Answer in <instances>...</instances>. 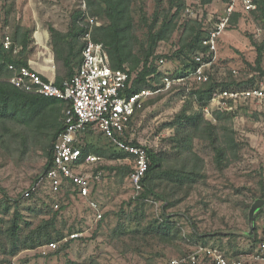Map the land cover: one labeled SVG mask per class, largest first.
<instances>
[{
	"label": "rangeland",
	"instance_id": "1",
	"mask_svg": "<svg viewBox=\"0 0 264 264\" xmlns=\"http://www.w3.org/2000/svg\"><path fill=\"white\" fill-rule=\"evenodd\" d=\"M76 2L33 0L16 9L24 25L44 30L47 25L53 24L65 31ZM156 2L136 0V30L142 39L146 31L141 22L142 14L151 17ZM187 4L195 15L204 20L206 27H210L225 8L220 2L207 8H201L195 0H187ZM2 25L0 23V28ZM257 29V23L251 18L242 20L235 28L224 33L219 43L218 65L215 67L219 81L227 80L232 72L238 80L255 77L257 82L264 83V78L260 79L259 73L248 67V63L254 65L257 58L256 49L249 38L256 33L260 35ZM181 35L182 30L170 42L161 43L157 54L173 53L178 48ZM181 63L182 60H165L160 68L173 74ZM182 103L180 97L175 95L148 107L136 118L130 136L157 149L160 140L172 132L166 130L157 134L158 129L180 111ZM36 124V121L32 122L27 130L33 132ZM223 127L229 129V135L239 144L237 156L230 155L232 162L229 168L220 172L211 149L197 142V150L205 160V178L184 202L168 209H164L163 201L153 198L139 209L135 205L130 206L133 191L129 178L101 170V167L127 165L129 161L109 160L92 154L101 160L87 165L85 170L89 174L102 171L104 175L100 184L93 185L92 193V199L100 205L101 220H97L88 202L81 199L67 182L59 195H53L46 185L32 199H23L24 191L43 175L47 164L46 153L40 144L33 141L26 150L20 140L13 142L9 150L0 145V186L7 192V198L0 192V264H76L91 261L100 264H166L170 259L201 245L218 246L235 257L255 251L264 233V207L254 214L253 230L249 213L258 200H264L260 198L264 196V117L239 112L232 121L224 122ZM102 137L97 133L89 139L85 134L81 141L84 145L92 141L101 142L105 149L112 147ZM36 139L40 140L41 136L36 135L34 141ZM56 204L64 209L59 211L55 208ZM17 209L23 215V232L27 231L26 223L37 227L59 211L57 224L65 233V238L70 241L72 234L79 233L81 236L72 240L69 248L60 254L51 252L49 256H42L37 248L12 255L7 231ZM260 212L261 216L256 220ZM154 221H169L172 224L176 236L172 246L160 245L151 235H144L146 228ZM254 237H257V242ZM64 239L59 242V248L66 243Z\"/></svg>",
	"mask_w": 264,
	"mask_h": 264
},
{
	"label": "trees",
	"instance_id": "2",
	"mask_svg": "<svg viewBox=\"0 0 264 264\" xmlns=\"http://www.w3.org/2000/svg\"><path fill=\"white\" fill-rule=\"evenodd\" d=\"M195 1L201 8H207L216 2H220L226 7L230 2V0ZM28 3H30L29 0L21 2L0 0V23L3 24L0 28V40L8 35L13 43L10 49L0 45V145L9 150L13 142L20 140L26 150L32 141L40 144L47 156V164L43 173L45 175L53 166L52 148L58 136L65 130V112L71 103L25 93L10 83L13 74L9 66L29 67L30 60L37 56L40 49L34 38L37 29L24 25L18 16V9H16ZM135 3L136 0H88V13L100 22V25L93 30V39L96 42L104 43L111 67L116 70H126L132 77L126 95H133L143 89L156 90L161 87L166 75L173 78H188L185 85L147 99L143 107L137 110L133 117L130 132L136 118L145 109L165 97L175 95L180 97L183 102L180 111L157 131V134L166 130L172 131L167 137L160 140L157 149L133 139L130 133L128 135V141L131 144L145 145L150 157V166L144 179V191L137 200L131 199L130 206L135 205V208L139 209L153 198L163 201L165 203L164 209H168L184 202L195 186L205 178L203 171L205 160L197 150V142H201L205 148L211 149L214 154V163L218 170L223 173L232 162L230 155L237 156L239 148V144L229 135L228 132L230 131L227 127H223V123L232 121L239 112L251 113L256 117H261V115L253 112L250 107H239L231 114L219 115L216 124L206 121L202 113L203 108L209 103L215 89L219 86L228 89L251 88L261 82H257L255 77L238 80L232 72L227 80L219 81L215 71L218 61L209 72L210 81L208 83L195 81L192 78L196 69L195 55L206 51L202 42L211 25L217 19L210 24V27H206L204 20L195 15V11L192 15L187 13V9L191 8L187 4V0H157L156 9L151 17L142 14L141 22L146 30L145 38L142 39L136 30ZM18 5L20 6L18 7ZM185 17L187 19L183 22ZM251 18L257 23V32L261 30V33L249 37L256 49L257 58L254 65L248 63V67L258 72L260 79H263L264 6L250 13L243 12L241 9L238 10L233 15L226 31L235 28L242 20ZM68 20L65 31L53 24L44 28L49 35L48 45L54 52L58 67L56 79L58 87H62L65 81L72 78L83 61L84 42L82 38L87 31V22L81 9V0H77L75 3ZM180 30H182V35L177 44L178 48L169 55H158L157 51L160 44L170 42ZM15 47L18 48L17 53L14 52ZM162 58L164 62L165 60L166 62L182 60V63L176 72L171 74L161 70L159 60ZM35 121L37 122L36 129L33 132L28 131L27 127ZM97 133L103 136L102 138L105 137L102 132L94 130L92 127L87 129L86 136L91 139ZM36 135L41 136V139L34 141ZM104 139L108 140L112 147L105 149L101 142L93 143L88 139L86 145H79L82 150L80 162H84L92 154L106 157L109 160L129 161L127 165L101 167V170L106 169L118 177L129 178L134 169L133 159L114 146L109 139L106 137ZM67 183L78 192L71 182ZM0 192L4 198H7V192L1 186ZM36 194L25 200L32 199ZM260 198L264 199V196ZM58 209L60 211L64 207L59 206ZM59 211L54 213L49 220L42 221L37 227L26 223L27 231L23 232L21 226L23 215L17 209L7 231L12 246V255H16L22 250L37 249L51 242L62 241L65 238V233L57 224ZM260 216L261 212L256 216V220ZM144 235H151L160 245L172 246L176 240V236L173 234V226L169 221L152 222L146 228ZM256 235L257 233H255ZM254 238V241L257 242V237ZM71 242L72 240L68 241L62 248L54 251L55 254H60L69 248ZM76 264L100 263L91 261Z\"/></svg>",
	"mask_w": 264,
	"mask_h": 264
},
{
	"label": "built area",
	"instance_id": "3",
	"mask_svg": "<svg viewBox=\"0 0 264 264\" xmlns=\"http://www.w3.org/2000/svg\"><path fill=\"white\" fill-rule=\"evenodd\" d=\"M261 6H264V0H230L202 42L206 51L195 55L196 69L192 74L195 81L199 83L210 81L209 72L218 60L219 41L233 15L240 9L250 13L259 10ZM81 9L86 17L87 31L82 38L83 61L72 78L65 81L62 87H58L55 80L35 69L30 60L29 67L9 66L13 74L10 83L25 93L71 103L65 112V130L58 136L52 148L53 166L24 191L23 198L32 197L46 185L53 195H59L64 183L71 182L77 188L80 198L87 201L95 212L97 220H101L103 218L101 208L98 202L92 199V193L93 185L100 184L104 175L102 171L89 174L85 170L87 165L99 162L101 158L90 155L84 162H80L81 137L86 134L89 127H92L102 132L114 146L133 159L134 169L129 180L133 191L132 199L137 200L145 188L144 179L150 166V157L145 145H133L128 141L133 117L147 99L185 85L188 78H173L166 75L158 89H143L133 95H126L131 84V75L126 70L113 69L104 43L94 41L93 30L100 22L89 15L88 0H81ZM187 13L193 14L191 8L187 9ZM258 32L261 33V30ZM0 45L10 49L13 43L6 35L0 40ZM14 52H18L17 47ZM159 64L160 66L165 64L163 58L159 60ZM239 107H250L253 112L264 117V83L244 89L219 86L202 113L206 121L216 124L219 115L231 114ZM55 208L58 209L59 204H56ZM80 236L79 233L72 234L70 240L78 239ZM68 241L69 239H64V242ZM58 249L59 242H51L38 248L42 256H48ZM166 264H264V233L253 252H244L235 257L218 246L201 245L184 256L170 259Z\"/></svg>",
	"mask_w": 264,
	"mask_h": 264
},
{
	"label": "crops",
	"instance_id": "4",
	"mask_svg": "<svg viewBox=\"0 0 264 264\" xmlns=\"http://www.w3.org/2000/svg\"><path fill=\"white\" fill-rule=\"evenodd\" d=\"M34 38L40 48L37 56L31 59L34 68L42 72L46 77L56 81L58 67L54 52L48 46V33L45 30L37 29L34 33Z\"/></svg>",
	"mask_w": 264,
	"mask_h": 264
},
{
	"label": "water",
	"instance_id": "5",
	"mask_svg": "<svg viewBox=\"0 0 264 264\" xmlns=\"http://www.w3.org/2000/svg\"><path fill=\"white\" fill-rule=\"evenodd\" d=\"M264 207V200H258L257 203L255 205H253L250 213H249V220H250V223H251V227H252V230H253V223H254V218H255V213Z\"/></svg>",
	"mask_w": 264,
	"mask_h": 264
}]
</instances>
